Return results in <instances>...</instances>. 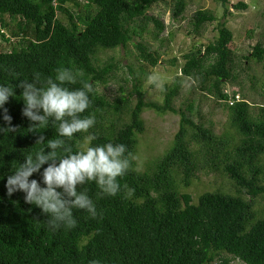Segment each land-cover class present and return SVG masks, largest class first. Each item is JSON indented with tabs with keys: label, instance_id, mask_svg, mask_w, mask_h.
Returning a JSON list of instances; mask_svg holds the SVG:
<instances>
[{
	"label": "trees",
	"instance_id": "obj_1",
	"mask_svg": "<svg viewBox=\"0 0 264 264\" xmlns=\"http://www.w3.org/2000/svg\"><path fill=\"white\" fill-rule=\"evenodd\" d=\"M155 0H0V27H6L4 16L14 23L11 36L0 32L10 42L9 51H0V84L13 87L4 107L12 117L14 132L0 133V176L12 171V165L23 162L25 153L56 138L55 127L28 131V117L20 98L18 82H33V74L53 76L57 68L69 67L81 76L69 88H79L81 81L92 84L91 104L81 115H94L96 122L87 132L62 138L73 151L82 150L89 135L92 144L123 143L131 153L130 167L119 177L121 190L115 196H101L94 182L80 186L96 205L95 218L73 209L75 225L51 231L48 217L39 208L24 202L23 193L6 194L0 179V264H264V214L254 207V199L264 196V105L256 117L245 100L229 105L224 81L232 77L233 33L225 21L217 26L218 36L204 49L184 56L181 74L202 92L214 97L229 111L232 127L239 136L217 135L211 127L193 119V104L177 109L174 100L183 85L177 77L163 88L162 103L147 101L141 90L143 70L134 71L133 89L120 92L112 101L100 94L96 85L107 83L115 65L110 59L103 66L97 55L104 50L126 46L144 26L153 23L159 33L165 25L149 14ZM228 14V0H219ZM246 9L244 2L234 6ZM184 0H175L172 17H182ZM217 21L214 13L198 10L192 17L196 35ZM140 59L155 67L160 54L138 42ZM244 59L264 64V45L260 42ZM39 86V85H37ZM232 96V97H231ZM136 97V103L132 98ZM151 109L159 114L180 116L179 130L171 149L150 171L141 172L133 159L137 134L145 130L142 113ZM0 112V124H3ZM43 144H36L37 140ZM126 153V154H127ZM47 167L42 165L40 171ZM222 172L231 181L236 194L222 191L204 192L197 203L180 188L189 187L196 173L204 168ZM41 179L33 174L29 179Z\"/></svg>",
	"mask_w": 264,
	"mask_h": 264
},
{
	"label": "rangeland",
	"instance_id": "obj_2",
	"mask_svg": "<svg viewBox=\"0 0 264 264\" xmlns=\"http://www.w3.org/2000/svg\"><path fill=\"white\" fill-rule=\"evenodd\" d=\"M186 9L182 17L174 19L172 11L175 0H155L149 14L157 17L165 25V30L159 33L153 23L138 22V30L144 26L143 35H136L124 47L104 50L98 53L97 60L100 66L113 60L114 68L109 81L96 85L100 94L109 100L115 99L120 92L128 94L133 89L130 68L138 72L143 70L144 76L141 90L147 101L162 103L164 99V86L171 85L177 77L182 79L179 95L174 100L177 109L185 110L193 104L192 116L194 120L211 127L217 135L230 137L237 143L239 136L231 125L228 109L214 97L202 92L193 82L182 76L181 68L185 64L184 56L191 51L204 49L213 42L217 36V26L220 21H225L233 33L230 47L233 51L231 64L232 77L224 81L223 88L229 93L239 94L241 100L250 104V113L256 117L260 107L264 105V64L250 59L246 62L245 56L253 51V46L258 42L264 45V0H228L225 8L219 0H184ZM239 2L247 4L246 9H237L234 6ZM198 10H208L215 14L217 21L208 24L196 35L192 27V17ZM6 27H0V32L11 36L14 23L9 16H4ZM142 42L151 51L160 54V61L155 67L139 57L136 44ZM10 42H6L0 35V51H9ZM136 103V97L132 98ZM186 111V110H185ZM145 130L137 134V146L134 160L137 169L141 172L150 171L155 162L162 158L173 145L175 134L179 130L180 116L172 113L159 114L151 109L142 113ZM182 193H189L197 203L199 196L204 192L222 191L236 194V189L231 181L222 172L204 168L196 173L189 187H181ZM254 207L260 215L264 214V196L254 199ZM231 264H244L239 259H234Z\"/></svg>",
	"mask_w": 264,
	"mask_h": 264
},
{
	"label": "clouds",
	"instance_id": "obj_3",
	"mask_svg": "<svg viewBox=\"0 0 264 264\" xmlns=\"http://www.w3.org/2000/svg\"><path fill=\"white\" fill-rule=\"evenodd\" d=\"M33 76V82L20 81L16 85L22 89L20 98L25 105L22 114L34 122L28 131L45 129L51 121L56 138L47 141L51 149L47 153L38 139L36 144L43 146L26 152L23 162L12 165L11 173L0 179H4L8 196L22 192L26 204L34 205L48 217L46 224L51 231L71 228L75 225L73 209L84 210L92 218L98 215L95 203L80 186L94 182L101 196H115L121 190L118 178L129 170L131 153H127L123 143L92 144L93 135L87 137L88 143L82 150L73 151L62 138L71 139L74 133L87 132L96 122L94 115H81L91 104L92 84L81 81L79 88L65 86L75 84L81 76L79 70L74 73L69 67L57 68L53 76L46 78L38 72ZM15 95L13 87L0 84V112L4 121L0 133L16 130L4 107L9 97ZM46 163L47 167L40 171ZM36 173L39 181L29 179ZM89 264L100 261L91 259Z\"/></svg>",
	"mask_w": 264,
	"mask_h": 264
},
{
	"label": "built area",
	"instance_id": "obj_4",
	"mask_svg": "<svg viewBox=\"0 0 264 264\" xmlns=\"http://www.w3.org/2000/svg\"><path fill=\"white\" fill-rule=\"evenodd\" d=\"M240 100H241L240 95L239 94H236L233 98H230L229 99V105H233L235 102H239Z\"/></svg>",
	"mask_w": 264,
	"mask_h": 264
}]
</instances>
